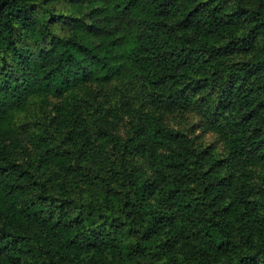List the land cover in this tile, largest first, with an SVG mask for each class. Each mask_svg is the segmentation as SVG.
<instances>
[{"label": "trees", "instance_id": "16d2710c", "mask_svg": "<svg viewBox=\"0 0 264 264\" xmlns=\"http://www.w3.org/2000/svg\"><path fill=\"white\" fill-rule=\"evenodd\" d=\"M185 110L207 117L226 159L166 123ZM257 165L261 9L0 0V264H264V196H234Z\"/></svg>", "mask_w": 264, "mask_h": 264}, {"label": "rangeland", "instance_id": "374dc122", "mask_svg": "<svg viewBox=\"0 0 264 264\" xmlns=\"http://www.w3.org/2000/svg\"><path fill=\"white\" fill-rule=\"evenodd\" d=\"M247 5L255 8H259L264 11V0H245ZM255 57L241 55L236 58L237 61H249L254 59ZM92 88L96 91L100 88V84L98 85L97 82L92 83ZM99 101L101 98H98ZM166 123L175 129H179L187 133L195 142L198 149L209 152V154L213 155L214 160L221 162L228 157L229 148L225 144L224 140L220 137V135L211 127L207 117L198 110H185L177 112L173 115H168L166 117ZM129 129V122L127 120L120 122L118 126H116L117 134L126 139L129 137L128 134ZM112 155L118 153V150L110 151ZM118 155V154H117ZM113 156V157H117ZM139 163L142 162L141 159H138ZM159 163V162H158ZM149 172V166H145ZM226 168L221 170V174H227L229 170V165L225 166ZM248 177L244 179L246 182V188L243 190V194L241 192H237L236 195L238 198L244 196L247 199L255 200L257 197L264 196V167L263 166H247L246 167ZM153 172V170H152ZM232 172V171H230ZM150 174V172H149ZM151 175V174H150ZM236 175H239L237 173ZM234 180L238 177H233ZM236 184H233L234 192H236ZM243 202V201H242ZM234 230L236 235H240L242 231H247V224L246 222L236 221L234 223ZM252 241L254 242H263L264 243V236L255 235L252 237Z\"/></svg>", "mask_w": 264, "mask_h": 264}]
</instances>
